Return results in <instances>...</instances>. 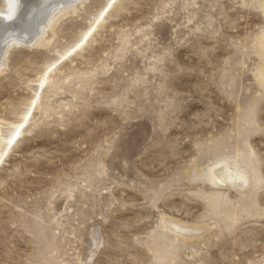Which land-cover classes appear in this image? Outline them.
Returning <instances> with one entry per match:
<instances>
[{
	"label": "rangeland",
	"instance_id": "1",
	"mask_svg": "<svg viewBox=\"0 0 264 264\" xmlns=\"http://www.w3.org/2000/svg\"><path fill=\"white\" fill-rule=\"evenodd\" d=\"M110 1L4 58L0 264H264V0Z\"/></svg>",
	"mask_w": 264,
	"mask_h": 264
},
{
	"label": "bare ground",
	"instance_id": "2",
	"mask_svg": "<svg viewBox=\"0 0 264 264\" xmlns=\"http://www.w3.org/2000/svg\"><path fill=\"white\" fill-rule=\"evenodd\" d=\"M82 1L83 0H13L14 4L11 6L13 7V10H9L8 14L7 12L0 11V68L4 65L3 63L4 58L12 47L20 48L24 46L26 48V47L39 46V44L41 45L40 42L47 34V30H50L51 25L54 23L55 17L53 16V14L56 13L57 11H61L62 9H67L70 7L74 8L76 4H81ZM111 2L112 0L109 2V4L106 6V8L103 10L102 13L106 11L107 7L110 5ZM116 2L117 0H115L111 8H109L107 14H109V12L112 10ZM107 14L105 15V17L107 16ZM261 40L264 41V35L261 38ZM87 42L88 40L85 42L83 46H85ZM260 46L264 48V44H261ZM54 66H52V68ZM54 70L50 71L49 73L47 72V70L44 72V75L40 81L38 89H40V86L43 84H44V88L47 86L48 81ZM44 78H45V83H42ZM263 87H264V82H263ZM23 123L24 122H22L20 127L23 126ZM211 173L213 178L214 174L213 172ZM227 180H231V179H227Z\"/></svg>",
	"mask_w": 264,
	"mask_h": 264
}]
</instances>
